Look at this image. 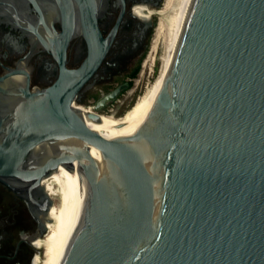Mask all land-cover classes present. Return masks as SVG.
<instances>
[{"label": "water", "instance_id": "obj_1", "mask_svg": "<svg viewBox=\"0 0 264 264\" xmlns=\"http://www.w3.org/2000/svg\"><path fill=\"white\" fill-rule=\"evenodd\" d=\"M58 2L68 42L76 7ZM75 2L96 25L103 0ZM95 33L79 69L57 55L52 86L0 87V177L40 187L60 165L83 175L61 264H264V0H184L154 107L117 126L74 104L106 53Z\"/></svg>", "mask_w": 264, "mask_h": 264}, {"label": "flooded vegetation", "instance_id": "obj_2", "mask_svg": "<svg viewBox=\"0 0 264 264\" xmlns=\"http://www.w3.org/2000/svg\"><path fill=\"white\" fill-rule=\"evenodd\" d=\"M73 1L76 28L66 42L67 36L55 35L64 30L58 0H0V77L4 78L0 87L28 85L34 92L52 86L62 72L57 55H63L67 70L82 67L97 44V26L103 39L100 50L106 53L77 92L74 104L100 114H122L145 86L132 89L165 0H103L97 24L91 19L88 26L84 7ZM9 102L0 92V122ZM45 178L39 187L35 181L0 177V264H37V256L43 254L37 242L47 232L53 205Z\"/></svg>", "mask_w": 264, "mask_h": 264}, {"label": "bare ground", "instance_id": "obj_3", "mask_svg": "<svg viewBox=\"0 0 264 264\" xmlns=\"http://www.w3.org/2000/svg\"><path fill=\"white\" fill-rule=\"evenodd\" d=\"M158 16L157 35L159 40L164 42L165 48V52L161 56V70L155 81L148 87L146 93L122 117L116 118L114 115L101 114V118L108 121L111 125L117 126L139 119L144 113L154 107L164 87L182 32L184 0H165L164 5L158 11ZM90 109L88 110L85 107L82 110L88 112L91 111ZM83 183V175L79 169L67 165H60L52 176L45 179L43 184H45L52 199L56 197L59 199V204L54 203L51 206L49 214L53 222L50 225L46 221L47 232L42 238L38 239L37 245L42 248L43 254L37 256V264H61L67 246L76 230L77 211Z\"/></svg>", "mask_w": 264, "mask_h": 264}, {"label": "rangeland", "instance_id": "obj_4", "mask_svg": "<svg viewBox=\"0 0 264 264\" xmlns=\"http://www.w3.org/2000/svg\"><path fill=\"white\" fill-rule=\"evenodd\" d=\"M155 44H156V48L154 49ZM164 49H165L164 42L159 40V37L157 35V27H156L155 33L151 41V46L142 60V65L140 67V74L136 76L135 83L132 89H136L137 86H138L137 89L140 88L141 84H145V86L141 91L139 90L140 92H138V96H136V98L132 102V105L129 108H127V110L124 113L112 114V113L102 112L101 114L107 116L114 115V117L119 118L122 117L128 110H130L138 102V100L146 93L148 87L155 81L161 70V66H162L161 56L165 52ZM54 203L59 204V199L57 197L53 198V204Z\"/></svg>", "mask_w": 264, "mask_h": 264}]
</instances>
